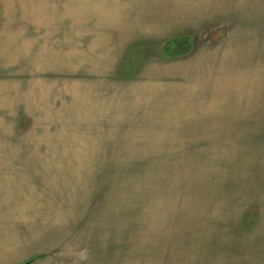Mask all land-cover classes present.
Listing matches in <instances>:
<instances>
[{"label":"rangeland","instance_id":"374dc122","mask_svg":"<svg viewBox=\"0 0 264 264\" xmlns=\"http://www.w3.org/2000/svg\"><path fill=\"white\" fill-rule=\"evenodd\" d=\"M0 264H264V0H0Z\"/></svg>","mask_w":264,"mask_h":264},{"label":"trees","instance_id":"16d2710c","mask_svg":"<svg viewBox=\"0 0 264 264\" xmlns=\"http://www.w3.org/2000/svg\"><path fill=\"white\" fill-rule=\"evenodd\" d=\"M194 49V42L192 38L187 35L176 36L169 39L162 46V53L169 57L172 56H183L189 54ZM39 257V256H38Z\"/></svg>","mask_w":264,"mask_h":264}]
</instances>
